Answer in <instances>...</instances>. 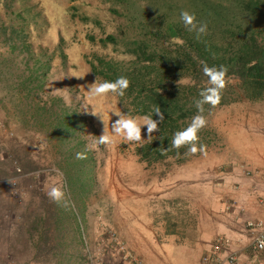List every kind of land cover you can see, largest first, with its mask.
<instances>
[{
    "label": "rangeland",
    "instance_id": "rangeland-1",
    "mask_svg": "<svg viewBox=\"0 0 264 264\" xmlns=\"http://www.w3.org/2000/svg\"><path fill=\"white\" fill-rule=\"evenodd\" d=\"M193 1L0 0V26L18 29L16 14L24 13L30 46L28 51H15L11 62H6L0 36V264H23L22 260L11 261V240L37 225L45 230L43 242L52 252L46 256V264H158L152 259L156 257L149 242L141 236L137 240L136 232H142L151 216L163 217L166 207L174 224L180 221L181 229L191 225L192 236L198 233L205 217L203 204L209 200L193 186L199 184L192 182L198 177L211 181L210 191L216 183L214 173L224 170L228 158L244 157L238 150L257 141L253 131L264 127V121L256 123L252 115L264 117V102L241 98L213 109L207 123L214 139L205 153L183 163L171 158L148 164L139 158L137 148L155 133L147 139L146 126L142 127L145 140L141 142L113 135L111 124L118 119L114 113H124L117 96L109 93L92 98L86 87L95 79L101 83L86 58H124L123 48L102 45L99 39L107 35L119 40L137 37L142 27L151 30L164 19L182 22L181 11L195 13ZM211 1L228 8L230 15L239 12L249 24V16L241 12L245 0ZM200 11L196 18L206 15L204 8ZM261 26L264 38V21L253 28ZM47 61L49 69L39 70L44 73L43 84L37 87L35 83L28 93L29 83L23 86L22 79ZM52 106L57 112L65 106L80 118L81 129L67 142H59L58 130L45 119L46 109L52 110ZM35 107L45 109L43 117ZM103 129L114 143L92 147ZM78 152L86 153L87 158L79 174L73 170L77 167L70 168L78 179L72 193L61 167L69 154L72 162L77 161ZM215 163H220L216 169ZM52 186L62 187L65 193L60 203L48 197ZM169 189L173 191L170 198L162 201ZM62 251L71 252V257Z\"/></svg>",
    "mask_w": 264,
    "mask_h": 264
},
{
    "label": "trees",
    "instance_id": "trees-1",
    "mask_svg": "<svg viewBox=\"0 0 264 264\" xmlns=\"http://www.w3.org/2000/svg\"><path fill=\"white\" fill-rule=\"evenodd\" d=\"M193 3L196 5V17L201 14V7L206 13L204 17L196 18L197 22L207 24L206 34L199 38L183 22L164 19L151 30L142 27V34L137 37L119 40L107 35L99 39L102 45L123 48V59L98 55L86 58L91 73L101 82L115 81L120 76L129 79L130 86L125 95L117 96L125 114L132 117L153 115V119H158L153 109L160 107L165 119L158 126L159 131L149 142L137 148L139 158L148 164L171 158L183 163L194 156L185 155L187 146L166 153L164 149L170 148L175 132L183 131L191 123L192 117L197 114L195 102L201 99L199 92L211 86L208 77L202 72L201 61L208 66L224 65L228 69L226 87L215 108L238 102L241 98L264 102V38L261 36L262 26L261 29L253 28L255 23L261 24L264 21V0H245L242 3L241 12L249 16V24L242 20L244 16L239 12L238 16L230 15L228 8L216 5L211 0L203 4L201 0H194ZM16 19L19 21L18 29L0 26L2 46L6 48L3 53L6 54V62H11L10 57H13L15 51H28L30 47L24 32L27 25L25 14L18 12ZM41 68L48 70V61L41 63L37 69H31L29 78L22 79L23 86L29 83L28 93L35 83L37 87L43 84L44 73H39ZM203 107V115L208 122V116L215 108L208 104ZM51 108L45 111L44 108L35 107L34 110L39 117H43L45 111V119H50L54 131L58 130L59 142H67L81 129L80 118L65 106H60L58 112L53 111V106ZM198 135V146L203 144L207 148L214 139L208 123ZM72 159L73 155L69 154L65 166L61 168L64 183L73 193V189L78 186V179L70 168L77 167L73 170L79 174L86 160L77 159L72 162Z\"/></svg>",
    "mask_w": 264,
    "mask_h": 264
},
{
    "label": "crops",
    "instance_id": "crops-1",
    "mask_svg": "<svg viewBox=\"0 0 264 264\" xmlns=\"http://www.w3.org/2000/svg\"><path fill=\"white\" fill-rule=\"evenodd\" d=\"M252 115L254 122L264 121L260 114ZM256 128L259 129L253 133L257 141L241 151L238 150L244 157L236 159L231 155L225 162L224 170H217V174L214 173L216 183L213 182L215 183L213 189L208 191V184L212 182H204L206 180L201 177L192 182L199 184L193 186H198V190L204 191L205 197L209 200L203 204L204 222L199 225L196 238L190 232L191 225L186 224L185 228L181 229L180 221L174 224V218L169 216L168 207L164 208L163 217L151 216L146 222L147 226L141 229L142 232H136L137 240L140 238L138 236H141L144 241L149 242L156 257L152 259H156L158 264H201L202 257L211 251L218 236L227 237L230 244L219 253L217 261L209 264H228L226 260L229 254L235 255L237 264H264V253L254 250L251 235L246 229L248 220L264 222V132H261L264 127ZM218 164L220 163H215V169ZM247 171L252 175L248 176ZM188 188L185 187V190L188 191ZM170 190L162 197V201L163 198H170L173 192ZM187 212L189 211L186 210ZM44 232L45 230L37 225L22 234L13 235L11 261L46 264V256L52 252L43 242ZM62 252L68 258L72 255L69 251Z\"/></svg>",
    "mask_w": 264,
    "mask_h": 264
},
{
    "label": "clouds",
    "instance_id": "clouds-1",
    "mask_svg": "<svg viewBox=\"0 0 264 264\" xmlns=\"http://www.w3.org/2000/svg\"><path fill=\"white\" fill-rule=\"evenodd\" d=\"M180 19L183 22L184 26L189 31L196 32L197 37L207 32V24L205 22H197L196 16L194 13H189L188 11H181ZM202 72L208 77V83L211 85L199 92L201 99L195 102L197 108V114L192 117L191 123L183 130L177 131L173 135L170 148L164 149V152L176 149L177 151L187 146V151L185 155H195L198 152L205 153L206 146L200 144L198 146L199 135L198 133L207 125V120L204 113V104H208L211 107L215 108L219 105L221 101L222 90L226 87V77L228 69L224 65L208 66L204 61H201ZM130 86V81L125 76L118 77L115 81H104L101 83L95 82L89 85H86L90 97H107L109 93H112L116 96L123 97ZM154 115L158 119H153V115H145L143 117H132L122 112L114 113L118 119L111 124V132L115 136L122 137L123 139L129 142H141L142 140V127L146 126L147 129V139L151 138L153 133L159 131V125L164 121L165 117L162 113L159 106H156L154 109ZM143 121V125L139 122ZM114 143L113 138L109 135L104 129L100 136H96V139L93 141L92 147H96L100 144L110 145ZM86 153L78 152L76 154V159H86ZM65 193L62 190V187L52 186L48 191V197L56 203H60L64 199ZM261 246H264V241H261Z\"/></svg>",
    "mask_w": 264,
    "mask_h": 264
},
{
    "label": "built area",
    "instance_id": "built-area-1",
    "mask_svg": "<svg viewBox=\"0 0 264 264\" xmlns=\"http://www.w3.org/2000/svg\"><path fill=\"white\" fill-rule=\"evenodd\" d=\"M246 174L251 176L252 173L247 171ZM246 229L251 235L253 248L257 252L264 253V246H261V241H264V222L261 220H248L246 222ZM230 244V240L225 236H218L209 253L202 257L201 264H209L218 260L219 253L227 248ZM226 262L228 264H237L236 257L233 254H229Z\"/></svg>",
    "mask_w": 264,
    "mask_h": 264
}]
</instances>
